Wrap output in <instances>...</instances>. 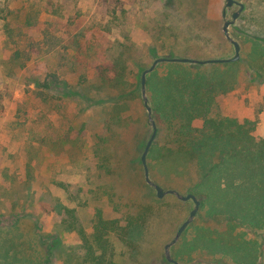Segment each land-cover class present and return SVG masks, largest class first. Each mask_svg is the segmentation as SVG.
Masks as SVG:
<instances>
[{
  "label": "rangeland",
  "instance_id": "374dc122",
  "mask_svg": "<svg viewBox=\"0 0 264 264\" xmlns=\"http://www.w3.org/2000/svg\"><path fill=\"white\" fill-rule=\"evenodd\" d=\"M238 1L245 8L229 26L241 42L237 82L219 96V112L252 127L259 141L264 75L251 64L258 56L264 63L255 43L264 37V0ZM238 9L226 0H0V14L11 10L0 17V264H89L102 253L104 264H173L164 246L195 203L157 196L141 162L149 118L136 102L123 123L112 118L99 74L113 72L120 57L128 78L159 57L231 58L223 26ZM163 142L158 128L151 179L201 200L172 256L180 264H264V160L231 161L214 177L206 163L170 167ZM209 155L224 161L218 150ZM141 208L150 215L136 252L117 228Z\"/></svg>",
  "mask_w": 264,
  "mask_h": 264
},
{
  "label": "trees",
  "instance_id": "16d2710c",
  "mask_svg": "<svg viewBox=\"0 0 264 264\" xmlns=\"http://www.w3.org/2000/svg\"><path fill=\"white\" fill-rule=\"evenodd\" d=\"M9 13L11 10L6 14H0V17L6 19ZM257 24L262 26L259 21ZM255 43L264 48V37L256 36ZM262 60L261 56L252 58L251 65L257 76L264 75ZM236 64L237 62L209 63V65L163 62L160 68L147 75L149 104L158 128L164 132L162 148L166 153L165 161L170 167L206 163L209 165L208 173L215 177L219 174L217 170H221L222 165L228 166L231 161L237 165L247 166L256 158L264 160V139L256 140L250 133L252 127L247 128L246 123L242 124L237 118L223 116L219 112V96L235 88L237 80L232 74L234 72L232 68ZM126 68L125 62L120 57L113 64V72L99 74L101 83L98 86V90L109 93L112 100V108L109 112L112 114L111 117L118 118L122 123L126 120L124 112L134 102L142 107L143 115L148 118L141 83L145 69L135 77L128 78L125 73ZM161 69L164 70L160 71ZM196 120H202L203 125H195ZM246 122L249 123L248 120ZM147 123L150 124L148 121ZM153 147L155 145H152L150 155ZM216 150L223 153L224 161L211 162L209 154ZM222 172L224 175L227 174L225 171ZM149 215L150 212L146 208L135 210L127 224L117 228L122 242L136 248V252L143 232L147 228L146 221ZM104 225L105 221L100 218L96 226L98 236H104ZM89 251L95 253L93 248ZM106 261L108 260L105 253H102L92 255L88 263L104 264Z\"/></svg>",
  "mask_w": 264,
  "mask_h": 264
},
{
  "label": "water",
  "instance_id": "95a60500",
  "mask_svg": "<svg viewBox=\"0 0 264 264\" xmlns=\"http://www.w3.org/2000/svg\"><path fill=\"white\" fill-rule=\"evenodd\" d=\"M234 4H238L239 9L233 13L231 20H226L224 22V26H223V30H224L227 38L235 46V55L233 57H231V58H212V59H206V60H199V59H192V58H185V57L184 58L159 57V58H156L154 60V62L152 63V65L150 67L146 68L143 71L142 77H141L142 92H143L146 108L148 111V118H149V121L153 127V132H152L149 140L147 141L146 146H145L144 151H143L142 156H141V161H142L144 169H145L146 180L150 185H152L156 189L157 196L159 198H163L167 194H174L181 200H184V201L193 200L195 203V206L191 210L189 217L181 224V226L179 227L175 237L171 241L166 243L164 246L165 257H166L167 261H169L170 263H173V264H180V262L172 256L171 247L179 241V239L183 235L184 231L194 221V219H195V217H196V215L200 209L201 200L194 193H188V194L184 195L176 189L165 190L160 184L154 182L150 177V170H149L147 158H148V154L150 152V149H151V147H152V145H153V143L157 137L158 125H157L156 120L153 117L152 107L149 105V99H148L147 88H146L147 75L149 73L153 72L156 69L157 65L161 62H187V63L207 64V63H227V62L238 61L240 59V56H241V45L237 40H235L234 38L231 37V35L229 33V26L231 24L235 23L236 20L240 17L242 11L245 8V4L242 2H239L238 0H226V5L228 7H231ZM224 16H226V12H224Z\"/></svg>",
  "mask_w": 264,
  "mask_h": 264
}]
</instances>
